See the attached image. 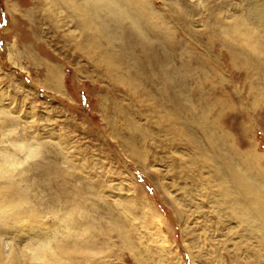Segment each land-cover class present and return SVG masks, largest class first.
Segmentation results:
<instances>
[{"label": "rangeland", "instance_id": "obj_1", "mask_svg": "<svg viewBox=\"0 0 264 264\" xmlns=\"http://www.w3.org/2000/svg\"><path fill=\"white\" fill-rule=\"evenodd\" d=\"M255 200L264 0H0V264H264Z\"/></svg>", "mask_w": 264, "mask_h": 264}, {"label": "bare ground", "instance_id": "obj_2", "mask_svg": "<svg viewBox=\"0 0 264 264\" xmlns=\"http://www.w3.org/2000/svg\"><path fill=\"white\" fill-rule=\"evenodd\" d=\"M218 148V147H217ZM240 179V178H239ZM251 184V183H250ZM252 185V184H251ZM251 185L249 186V187H251ZM254 185V184H253ZM238 187V186H237ZM239 188V187H238ZM250 192V191H249ZM243 195V194H242ZM241 197V196H240ZM250 197V196H249ZM243 198V197H242ZM246 198V197H245ZM245 198H243V199H245ZM246 200V199H245ZM256 202H255V204L256 203H258L259 204V207H258V209H257V211H258V217L259 218H261L262 220H263V224H264V201H262V200H255ZM246 202V213L248 214H250V215H254L255 216V214L251 211V209H250V205H251V203H253V202H251V200H249V201H245ZM253 216V217H254ZM35 244V243H34ZM30 246V245H29ZM32 246H34V245H32ZM38 247V246H37ZM36 248V247H35ZM45 248H46V245L45 244H42V245H39V247L37 248V249H35L34 251H32V254H33V256L31 257V258H34V260L35 259H40L42 256L41 255H43L44 256V254L45 253H43V251L45 250ZM32 250V249H31ZM20 253V252H19ZM18 253V254H19ZM24 253V252H23ZM43 253V254H42ZM0 255H1V252H0ZM31 256V255H30ZM41 256V257H40ZM33 261V260H32ZM36 263V262H35Z\"/></svg>", "mask_w": 264, "mask_h": 264}]
</instances>
